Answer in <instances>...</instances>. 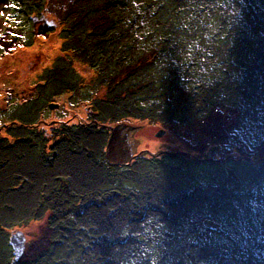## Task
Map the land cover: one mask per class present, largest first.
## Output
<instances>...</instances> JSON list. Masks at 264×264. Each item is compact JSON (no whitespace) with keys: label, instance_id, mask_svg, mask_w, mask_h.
<instances>
[{"label":"rangeland","instance_id":"rangeland-1","mask_svg":"<svg viewBox=\"0 0 264 264\" xmlns=\"http://www.w3.org/2000/svg\"><path fill=\"white\" fill-rule=\"evenodd\" d=\"M74 1L0 0V225L21 230L28 245L48 218L56 243L44 258L57 260L69 249L97 250L105 212L127 220L132 203H145L171 217L172 234L184 218L205 229L209 213L224 224L212 251L256 252L257 240L264 245V0H110L113 23L95 31L63 24L56 34ZM105 1L84 6L85 18ZM151 46L155 63L108 91L118 64ZM215 108L228 116L220 150L234 158L187 160L179 152L213 145L200 121ZM68 118L51 135V119ZM44 119L43 133L13 124ZM170 119L181 125L163 123ZM109 126L133 163L122 164L126 155L108 162ZM10 236L0 228V264L12 256Z\"/></svg>","mask_w":264,"mask_h":264},{"label":"trees","instance_id":"trees-1","mask_svg":"<svg viewBox=\"0 0 264 264\" xmlns=\"http://www.w3.org/2000/svg\"><path fill=\"white\" fill-rule=\"evenodd\" d=\"M89 2L91 3L93 0H75L65 17L60 20L62 25L59 28L55 27L56 34H59V32L66 28L64 26H68L69 24L74 28L81 26L89 31H95L100 29L103 25L111 24L116 20L117 12L119 11L113 8L116 4L111 5L110 0L105 1V9L101 12L85 18L84 14L86 11L84 6ZM58 37V41H64V38L60 36ZM159 53V49L156 46H151L149 48L143 47L133 60L129 62H120L117 69L113 73H110L105 82L108 91L114 90V88L126 78L155 63L159 57ZM148 83L149 81H145L140 83L137 87L140 88ZM184 93H186V96L188 95L187 92ZM227 117L228 116L219 110V108H215L208 112L200 121V129L201 133L203 132L204 135L213 138V145L209 147L204 144H193L190 146V150L187 151L188 153H179H183V156L187 160L191 158L196 161H206L211 159L219 163H224L230 160V158H234L231 155L223 156V152L220 150V146L227 136V132L225 131ZM70 119L71 118H68L64 121L51 119L50 122L52 125L49 126L50 132L53 129L51 135H59L57 131H54V128L60 123H68L71 121ZM127 119L131 121L133 120V118L129 117H127ZM142 119L145 120L144 118ZM163 123H168L174 126L181 125L174 119L164 121ZM13 124L27 128H36L43 133V129H46L44 126L47 125V122L44 119L33 124H24L18 121H14ZM73 124L76 125L75 123H70L69 125ZM7 127L9 128V125H7ZM119 133V128L109 126V138L106 145H103V150L106 152L110 164L113 162L119 164L118 159L124 155H126V158L122 164H131L137 157H134L135 153L130 155L127 152L120 153ZM60 136L69 140V137L64 134ZM46 137H44V139ZM49 141L50 140L46 141V143H48L47 148L51 145ZM85 150H88V148L86 147ZM257 153H260L257 160L264 159L263 146L262 149L257 151ZM248 158L256 162L253 155L249 154ZM258 162L260 163V161ZM75 181L77 182L76 179ZM132 205V209L129 210L131 212V218L127 220L119 214L118 210L105 212V242H98V249L95 251L83 249L82 246L81 251L77 252L69 249L57 260L55 256L54 258L51 256V259L44 258L48 250L56 243L53 237L55 229L48 222L47 218V221L44 222L43 226L36 231L35 236L31 238L26 250L22 252L17 259L13 254V248L11 245L8 246L7 250H9L10 253L12 252V256H10V258H8L9 261L6 262L7 264H235L236 262L240 264H257L259 258H263L262 260H264V245L260 240L256 241V252L254 253H252L251 249L247 247L242 250L212 251L210 245L213 246V239L217 233L224 232V224L221 223L222 220L219 218L208 217L209 213L201 218V221L204 222L202 224L205 229H199V224L201 222L195 224L194 222L197 220H187L184 218L180 221L174 220V222L179 224L184 221L182 222L183 231L181 233L172 234L165 229L164 222L173 220L170 219L171 217L162 219L161 216H166L162 209H159V207L147 206L145 203H132ZM187 224L195 227L198 226V230H194L190 234V232L187 231L189 230ZM166 226L170 225L167 224ZM0 228L11 235V228L6 229L5 226L2 225H0ZM126 228H128L127 233L125 232ZM153 228L157 229L159 234H153L155 233L153 232ZM212 233L214 234L212 235ZM93 234L94 233L90 234L91 237H95ZM205 234L206 236H204ZM201 239L204 240V242ZM201 244L204 247L200 248V250L194 249ZM226 253L227 257L224 256ZM4 255L5 253L2 255V258H4ZM219 258L222 262H220ZM262 260L260 262H262Z\"/></svg>","mask_w":264,"mask_h":264},{"label":"water","instance_id":"water-1","mask_svg":"<svg viewBox=\"0 0 264 264\" xmlns=\"http://www.w3.org/2000/svg\"><path fill=\"white\" fill-rule=\"evenodd\" d=\"M50 107L52 108L54 106L50 103ZM10 238V245L13 248V254L15 258L17 259L22 254V252L26 250L27 245L24 241V236L21 231L12 233Z\"/></svg>","mask_w":264,"mask_h":264}]
</instances>
